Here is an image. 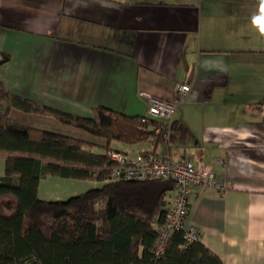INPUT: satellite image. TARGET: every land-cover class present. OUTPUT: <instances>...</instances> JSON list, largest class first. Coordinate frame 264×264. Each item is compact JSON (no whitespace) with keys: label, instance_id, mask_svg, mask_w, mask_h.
I'll use <instances>...</instances> for the list:
<instances>
[{"label":"crops","instance_id":"1","mask_svg":"<svg viewBox=\"0 0 264 264\" xmlns=\"http://www.w3.org/2000/svg\"><path fill=\"white\" fill-rule=\"evenodd\" d=\"M0 50L10 56L0 65L7 90L74 116L100 106L147 115L141 91L169 100L189 84L168 139L113 144L129 158L154 151L209 164L228 187L193 190L183 228L199 231L224 264H264L262 0H0ZM9 114L64 126L47 110ZM53 176L40 179L38 195L63 199L46 187L39 194ZM62 178L79 180L67 195L102 184ZM163 182L166 207L174 185Z\"/></svg>","mask_w":264,"mask_h":264},{"label":"trees","instance_id":"2","mask_svg":"<svg viewBox=\"0 0 264 264\" xmlns=\"http://www.w3.org/2000/svg\"><path fill=\"white\" fill-rule=\"evenodd\" d=\"M9 58L0 50V65ZM0 101L7 104L0 113V264H224L200 241L182 246V229L173 233L162 255H154L168 188L163 180H171L107 181L113 164L108 151L119 150L113 142L160 138L156 119L102 106L92 117L74 116L10 92L1 79ZM13 108L47 110L64 126L14 119ZM176 124L171 122V130ZM46 175L102 184L51 200L37 192Z\"/></svg>","mask_w":264,"mask_h":264},{"label":"built area","instance_id":"3","mask_svg":"<svg viewBox=\"0 0 264 264\" xmlns=\"http://www.w3.org/2000/svg\"><path fill=\"white\" fill-rule=\"evenodd\" d=\"M189 90V84H178L176 94L169 100L155 98L150 93L141 91V95L149 102L147 115L158 121L154 130L160 137H170V124L176 104ZM108 155L113 164L107 181L169 179L174 185V194L165 207L162 219L156 224L157 236L153 246L155 256L163 254L169 239L178 229L183 231L182 246L186 247L200 240L199 231L192 227L183 228L192 191L203 188L223 191L228 187L227 181L218 178L209 164L196 162L185 155L174 161L156 152H145L129 158L125 152L112 149L108 151Z\"/></svg>","mask_w":264,"mask_h":264},{"label":"rangeland","instance_id":"4","mask_svg":"<svg viewBox=\"0 0 264 264\" xmlns=\"http://www.w3.org/2000/svg\"><path fill=\"white\" fill-rule=\"evenodd\" d=\"M4 174V160L2 157H0V175ZM52 179V180H50ZM49 181H52L51 183ZM72 181H79L77 179H67L62 178L59 176H53V178H49V180L42 181L40 188H39V194L42 196L44 194V188H50V194H59V196H62L63 199L67 198L70 195H67L65 192V188L69 187L70 182ZM83 184L82 186H84ZM49 186V187H48ZM72 186V185H71ZM65 187V188H64ZM85 190V189H83ZM45 196V195H44ZM54 198V197H52Z\"/></svg>","mask_w":264,"mask_h":264},{"label":"clouds","instance_id":"5","mask_svg":"<svg viewBox=\"0 0 264 264\" xmlns=\"http://www.w3.org/2000/svg\"><path fill=\"white\" fill-rule=\"evenodd\" d=\"M262 4H264V0H262Z\"/></svg>","mask_w":264,"mask_h":264}]
</instances>
